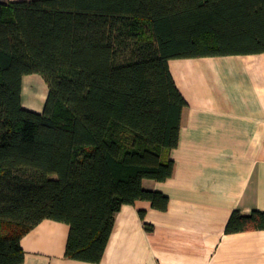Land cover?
<instances>
[{
  "label": "trees",
  "instance_id": "obj_1",
  "mask_svg": "<svg viewBox=\"0 0 264 264\" xmlns=\"http://www.w3.org/2000/svg\"><path fill=\"white\" fill-rule=\"evenodd\" d=\"M262 53L264 0L0 2V264H23L44 220L69 225L66 258L99 264L123 206L167 211L144 181L175 172L188 102L170 61ZM30 75L42 112L23 106ZM249 231L264 212H233L225 233Z\"/></svg>",
  "mask_w": 264,
  "mask_h": 264
},
{
  "label": "crops",
  "instance_id": "obj_2",
  "mask_svg": "<svg viewBox=\"0 0 264 264\" xmlns=\"http://www.w3.org/2000/svg\"><path fill=\"white\" fill-rule=\"evenodd\" d=\"M169 65L188 102L179 146L165 155L175 172L166 182L144 181L169 197V208L123 206L99 264H264V231L225 233L233 212H264V53ZM37 84L39 75L24 78L27 109L37 106ZM69 234V225L44 220L21 241L23 264H93L66 258Z\"/></svg>",
  "mask_w": 264,
  "mask_h": 264
},
{
  "label": "rangeland",
  "instance_id": "obj_3",
  "mask_svg": "<svg viewBox=\"0 0 264 264\" xmlns=\"http://www.w3.org/2000/svg\"><path fill=\"white\" fill-rule=\"evenodd\" d=\"M40 84L36 85V90L39 91L41 94H40V98L38 99V102H37V106H31L29 104H27V106L31 109H28V110H31V111H34V112H42L44 110V107H45V103H46V100H47V97H48V94H49V85L47 84L46 80L40 76ZM40 110V111H38Z\"/></svg>",
  "mask_w": 264,
  "mask_h": 264
}]
</instances>
